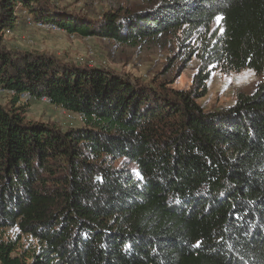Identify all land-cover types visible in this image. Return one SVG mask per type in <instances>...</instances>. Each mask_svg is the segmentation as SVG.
Masks as SVG:
<instances>
[{"label":"trees","instance_id":"trees-1","mask_svg":"<svg viewBox=\"0 0 264 264\" xmlns=\"http://www.w3.org/2000/svg\"><path fill=\"white\" fill-rule=\"evenodd\" d=\"M149 1L91 20L0 0V264H264V0ZM23 11L118 44L180 31L200 64L173 89L7 49ZM244 68L255 90L205 110L211 72ZM42 97L81 125L27 119Z\"/></svg>","mask_w":264,"mask_h":264},{"label":"rangeland","instance_id":"rangeland-1","mask_svg":"<svg viewBox=\"0 0 264 264\" xmlns=\"http://www.w3.org/2000/svg\"><path fill=\"white\" fill-rule=\"evenodd\" d=\"M149 0H41L52 13L62 16H79L96 20L107 11L124 12L139 10ZM28 15V14H27ZM29 16V15H28ZM31 16V15H30ZM219 23L215 21L214 26ZM181 33L162 32L139 40L134 44H118L112 39L88 36L81 37L65 30L46 31L28 24L26 15L9 34H3L1 44L15 51H37L50 54L63 62L81 65H100L125 75L164 84L173 89H188L200 61L193 53L192 42H180ZM261 77L252 69L223 73L211 72L206 94L198 102L205 110H215L235 101L238 92L252 93ZM10 94L0 93V104L7 105ZM26 103L23 95L18 104ZM25 106L26 118L55 125L62 131L81 125L79 116L71 111L54 106L48 100L31 99ZM16 229L6 230V236H14Z\"/></svg>","mask_w":264,"mask_h":264},{"label":"built area","instance_id":"built-area-1","mask_svg":"<svg viewBox=\"0 0 264 264\" xmlns=\"http://www.w3.org/2000/svg\"><path fill=\"white\" fill-rule=\"evenodd\" d=\"M23 14L26 15V20L28 24H32L33 26H35L38 29H42V30H46V31H58V30H62L55 22L53 21H44V20H33L30 16L27 15V13L25 11H23ZM11 31L10 28L5 30V34H9ZM0 93H7L10 95H15V91L11 90V89H5L0 87ZM23 95L20 96V98ZM43 100H47L45 97H42Z\"/></svg>","mask_w":264,"mask_h":264},{"label":"snow or ice","instance_id":"snow-or-ice-1","mask_svg":"<svg viewBox=\"0 0 264 264\" xmlns=\"http://www.w3.org/2000/svg\"><path fill=\"white\" fill-rule=\"evenodd\" d=\"M221 19H222V17L217 16V17H216V22L219 23ZM198 245H199V242H197V246H198Z\"/></svg>","mask_w":264,"mask_h":264}]
</instances>
